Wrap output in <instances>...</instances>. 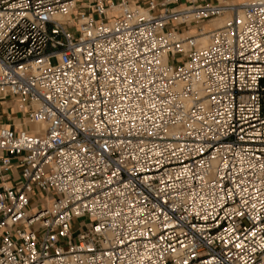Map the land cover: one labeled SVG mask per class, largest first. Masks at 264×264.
Listing matches in <instances>:
<instances>
[{"label":"built area","instance_id":"built-area-1","mask_svg":"<svg viewBox=\"0 0 264 264\" xmlns=\"http://www.w3.org/2000/svg\"><path fill=\"white\" fill-rule=\"evenodd\" d=\"M144 1L0 0V264H264V0Z\"/></svg>","mask_w":264,"mask_h":264},{"label":"crops","instance_id":"crops-1","mask_svg":"<svg viewBox=\"0 0 264 264\" xmlns=\"http://www.w3.org/2000/svg\"><path fill=\"white\" fill-rule=\"evenodd\" d=\"M93 0H80V6H86L89 2ZM107 1H115L119 0H107ZM139 3L145 4L144 0H134ZM234 1H243V0H234ZM0 124L11 126L14 128H18L22 124V118L15 106L9 102H0Z\"/></svg>","mask_w":264,"mask_h":264},{"label":"bare ground","instance_id":"bare-ground-1","mask_svg":"<svg viewBox=\"0 0 264 264\" xmlns=\"http://www.w3.org/2000/svg\"><path fill=\"white\" fill-rule=\"evenodd\" d=\"M230 17V15H227L225 18H221V19H214L212 20V26L213 27H221L224 25V23L226 22V20ZM189 35L193 34L191 32L188 33ZM184 36H188L187 33L184 34ZM201 44L202 45H206L208 43V40L207 38H202L200 40ZM41 128V125H35V126H32V129H35V130H39Z\"/></svg>","mask_w":264,"mask_h":264},{"label":"rangeland","instance_id":"rangeland-1","mask_svg":"<svg viewBox=\"0 0 264 264\" xmlns=\"http://www.w3.org/2000/svg\"><path fill=\"white\" fill-rule=\"evenodd\" d=\"M187 35H189L187 33ZM53 63L55 62L54 60L52 61ZM87 222V219L86 218H81V219H76L74 220V223H73V228H72V231L75 233V232H81L84 228H83V224ZM5 233L4 230L0 231V237Z\"/></svg>","mask_w":264,"mask_h":264}]
</instances>
